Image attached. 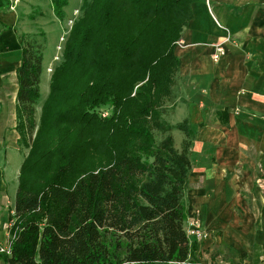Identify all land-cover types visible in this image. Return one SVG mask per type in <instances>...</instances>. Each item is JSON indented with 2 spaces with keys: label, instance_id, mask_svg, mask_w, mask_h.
Instances as JSON below:
<instances>
[{
  "label": "trees",
  "instance_id": "1",
  "mask_svg": "<svg viewBox=\"0 0 264 264\" xmlns=\"http://www.w3.org/2000/svg\"><path fill=\"white\" fill-rule=\"evenodd\" d=\"M50 3L54 15L64 20L69 0ZM191 3L85 0L82 16L68 32L63 61L52 73L38 130L44 50L26 34L21 37L19 128L21 137L30 135L31 144L10 219V254H0L4 264L190 263L197 244L187 232L184 198L193 168V131L184 120L175 126L183 134L181 143L168 135L157 144L152 128L161 127L156 109L171 93L178 69L175 39L192 18ZM133 22L160 32L176 26V37L163 34L170 46L164 54L168 60L159 57V49L133 54ZM136 100L142 104L132 115L140 120L123 117L104 125L100 151L109 162L87 167L86 159L100 160L99 151L91 153L81 133L75 145L68 144L71 130L97 121L89 111L98 106L119 109ZM149 109L151 120L145 117ZM51 129L60 133L59 144L54 135L45 137ZM262 216L255 242L264 247V209Z\"/></svg>",
  "mask_w": 264,
  "mask_h": 264
},
{
  "label": "crops",
  "instance_id": "2",
  "mask_svg": "<svg viewBox=\"0 0 264 264\" xmlns=\"http://www.w3.org/2000/svg\"><path fill=\"white\" fill-rule=\"evenodd\" d=\"M12 2L0 0V241L4 243L10 240L20 172L31 144L30 135L21 137L17 102L26 23L18 19ZM191 12L175 47L178 69L173 77L180 88L177 114L180 121H189L195 135L185 201L192 211L205 210L211 216L237 205L262 216L264 0H192ZM252 217L255 220L256 213ZM262 222L263 216L258 230ZM249 224L247 215L245 225ZM255 236V250L263 262L264 247ZM0 264H4L1 258Z\"/></svg>",
  "mask_w": 264,
  "mask_h": 264
},
{
  "label": "rangeland",
  "instance_id": "3",
  "mask_svg": "<svg viewBox=\"0 0 264 264\" xmlns=\"http://www.w3.org/2000/svg\"><path fill=\"white\" fill-rule=\"evenodd\" d=\"M84 1L85 0H69V5L65 9L66 16L64 20H59L54 15L50 0H13L12 2L17 11L18 19L25 21L26 23L25 30L27 32V38L35 41L44 50L45 64L40 85L41 95L37 101V130L41 122L42 106L50 93V79L52 73L63 61L64 46L68 38V32H70L72 26L82 16V4ZM132 17L133 16H131V19ZM168 27L169 28H167L165 32H160L159 27L144 29L141 27L140 23L133 22L130 29L131 39L133 41V54L141 53L140 49L146 53H149L150 51L152 52L153 49H155V51H157L156 49H159V57H163V60H168L165 59L164 54L168 51L170 46L165 44L167 37H163V34H167V36L171 38L177 36L176 26L171 25ZM175 40L176 47L180 39ZM124 63L127 64L126 61H124ZM119 70L120 68L116 72H119ZM122 70L127 71V68L124 67ZM130 70H134V67L129 69V71ZM176 75L177 74H174V76ZM69 76L73 81L78 80L76 74ZM135 90L136 88L131 92L132 96L135 95ZM179 91L180 88L177 83H173L170 95L163 101L164 105L162 104L156 109L160 112L159 122L161 123V127H153L152 132L157 144L164 140L168 135H173L176 142L178 144L181 143L179 134L182 135V133H180L175 127L184 121H180L181 118L179 117V114H177L178 110L177 105L175 104L177 102ZM126 103L127 104H124L122 108L119 109L115 108L113 104H109L101 105L90 110L89 113L92 116L97 117L96 119L100 123L98 128H96V126L99 123L95 120L92 125L86 124L83 127L71 130L68 136V138L70 137L68 144L75 145L77 136L81 133L82 137L87 139L83 141L84 145H91V153L99 151L98 158L100 160L97 159L95 163L94 159H86L85 162L87 167L91 168L95 164L103 165L104 163L106 164L109 162L108 157L104 156V154L101 155L102 151H100L105 140L104 137L102 138L104 125L108 123L113 124L116 122L113 121V119L120 121L123 117L127 120L129 119V122H133V118L140 120L139 116L132 114L134 111L136 112V109L140 107L142 103L138 100L135 102L127 101ZM152 115V110L149 109V112L145 117L147 120H151ZM169 126H171V129L167 130ZM57 131L58 130L56 129L48 130L45 137L52 139L54 135V143L59 144L60 133ZM119 136L120 139L118 142L121 141V135ZM193 137H195L194 134ZM191 149L192 146L190 148V154ZM184 204L187 210V232L191 241L197 244V251L195 252L194 257L189 261L190 264H203L204 261L208 264L210 262H214V264H264L261 259V254L255 250L257 246L253 242L254 235H256L258 229L261 228L262 225V216L260 215V212L255 210H245L240 205H237L229 212H223V214L220 212L218 215L215 214L211 216V214L205 212V210L192 211L187 198L186 201L184 198ZM253 213H256L255 220L252 217ZM247 215H249L250 223L248 227L245 225L247 222ZM220 221L223 222L219 223ZM236 221H239L238 225H235ZM0 244L5 245L8 244V242L4 243L0 241Z\"/></svg>",
  "mask_w": 264,
  "mask_h": 264
},
{
  "label": "built area",
  "instance_id": "4",
  "mask_svg": "<svg viewBox=\"0 0 264 264\" xmlns=\"http://www.w3.org/2000/svg\"><path fill=\"white\" fill-rule=\"evenodd\" d=\"M216 58H218L219 56H215ZM2 253H6V254H10V242L8 244H0V254Z\"/></svg>",
  "mask_w": 264,
  "mask_h": 264
}]
</instances>
